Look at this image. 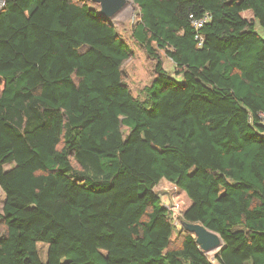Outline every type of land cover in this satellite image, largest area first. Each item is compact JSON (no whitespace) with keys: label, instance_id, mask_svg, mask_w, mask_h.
<instances>
[{"label":"trees","instance_id":"16d2710c","mask_svg":"<svg viewBox=\"0 0 264 264\" xmlns=\"http://www.w3.org/2000/svg\"><path fill=\"white\" fill-rule=\"evenodd\" d=\"M0 1V264H264V0H132L141 98L98 4ZM161 181L189 200L176 244Z\"/></svg>","mask_w":264,"mask_h":264},{"label":"rangeland","instance_id":"374dc122","mask_svg":"<svg viewBox=\"0 0 264 264\" xmlns=\"http://www.w3.org/2000/svg\"><path fill=\"white\" fill-rule=\"evenodd\" d=\"M0 1V8L2 6ZM138 9L133 4L132 0H126L124 6L108 21L115 27L118 36L126 42L131 49L130 58L123 65V76L126 85L130 89L134 97H142L141 91L148 86L154 77V62L146 56L143 49L138 46L132 38V27L137 19ZM256 31L264 37V31L257 26ZM164 68L172 72L173 66L171 62L164 64ZM9 167H5L8 170ZM154 192L159 195L161 203L171 212L172 222L175 226V234L173 235L174 244L179 240V230L181 229V219L184 211L189 206V200L186 195L179 191L173 185L161 181L154 189ZM5 196L0 189V215L2 214ZM37 250L41 261H46L47 245L44 243L37 244ZM217 250L208 253L211 258Z\"/></svg>","mask_w":264,"mask_h":264},{"label":"water","instance_id":"95a60500","mask_svg":"<svg viewBox=\"0 0 264 264\" xmlns=\"http://www.w3.org/2000/svg\"><path fill=\"white\" fill-rule=\"evenodd\" d=\"M100 6L99 16L111 19L126 3V0H88ZM183 228L192 234L202 252L208 254L222 247L220 237L199 223H184Z\"/></svg>","mask_w":264,"mask_h":264},{"label":"built area","instance_id":"2783aa9c","mask_svg":"<svg viewBox=\"0 0 264 264\" xmlns=\"http://www.w3.org/2000/svg\"><path fill=\"white\" fill-rule=\"evenodd\" d=\"M190 19H193L192 16H190ZM207 21V17L205 16L202 20H194L193 21V26L194 28L197 30V29H200L202 27V25ZM196 40H200L202 41V37L201 36H196L195 37Z\"/></svg>","mask_w":264,"mask_h":264}]
</instances>
